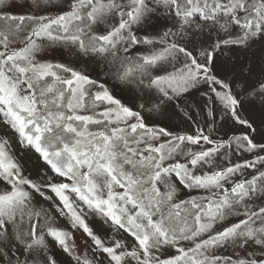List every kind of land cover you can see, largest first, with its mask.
Masks as SVG:
<instances>
[{"label":"snow or ice","instance_id":"obj_1","mask_svg":"<svg viewBox=\"0 0 264 264\" xmlns=\"http://www.w3.org/2000/svg\"><path fill=\"white\" fill-rule=\"evenodd\" d=\"M0 264H264V0H0Z\"/></svg>","mask_w":264,"mask_h":264},{"label":"rangeland","instance_id":"obj_2","mask_svg":"<svg viewBox=\"0 0 264 264\" xmlns=\"http://www.w3.org/2000/svg\"><path fill=\"white\" fill-rule=\"evenodd\" d=\"M143 51V49H141ZM42 60H47L51 62H63V63H71L75 60L74 56L68 55L65 50L63 49H52L45 53H43L40 57ZM109 87H112V85L115 83L112 80L107 81ZM195 99H193V103H195ZM195 114V113H193ZM157 119H163L160 117H157ZM163 122L171 129V130H185L191 132L193 130V125L191 122H182V118L179 116H174L170 120L164 119ZM237 159H240L239 157ZM35 159L34 158H28L25 157V167L27 172H31L33 177H35L36 174V168H35ZM197 191L188 192L187 190H182L181 197L180 198H188L189 196H196L199 195ZM89 224L94 228V230L97 232L98 235H100L102 238L107 240L110 236V230L107 229V227H101L100 221L96 219H89ZM58 226L60 227H67L65 222L63 220L58 221ZM75 239L77 244H82L81 242V234L75 233ZM126 235V234H125ZM222 254L224 255H231L230 251L220 250Z\"/></svg>","mask_w":264,"mask_h":264}]
</instances>
